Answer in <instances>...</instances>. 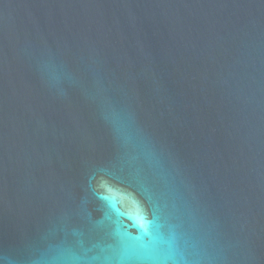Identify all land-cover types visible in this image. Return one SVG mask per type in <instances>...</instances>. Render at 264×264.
Here are the masks:
<instances>
[{"label": "water", "instance_id": "1", "mask_svg": "<svg viewBox=\"0 0 264 264\" xmlns=\"http://www.w3.org/2000/svg\"><path fill=\"white\" fill-rule=\"evenodd\" d=\"M0 264H264V0H0Z\"/></svg>", "mask_w": 264, "mask_h": 264}]
</instances>
